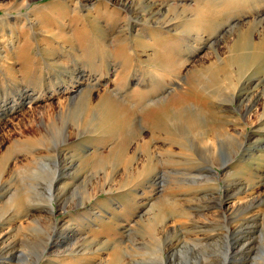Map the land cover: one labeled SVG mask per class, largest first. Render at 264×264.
<instances>
[{
	"label": "rangeland",
	"instance_id": "374dc122",
	"mask_svg": "<svg viewBox=\"0 0 264 264\" xmlns=\"http://www.w3.org/2000/svg\"><path fill=\"white\" fill-rule=\"evenodd\" d=\"M0 264H264V0H0Z\"/></svg>",
	"mask_w": 264,
	"mask_h": 264
},
{
	"label": "bare ground",
	"instance_id": "6f19581e",
	"mask_svg": "<svg viewBox=\"0 0 264 264\" xmlns=\"http://www.w3.org/2000/svg\"><path fill=\"white\" fill-rule=\"evenodd\" d=\"M224 30V29H223ZM220 33V32H219ZM222 33V32H221ZM53 209H54V207L53 206H51V214H54V212H53ZM37 220H35V222H36Z\"/></svg>",
	"mask_w": 264,
	"mask_h": 264
}]
</instances>
